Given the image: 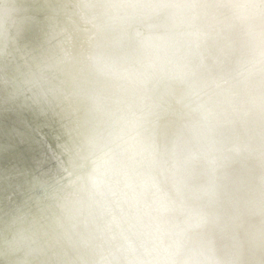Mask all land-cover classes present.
Instances as JSON below:
<instances>
[{"label":"clouds","instance_id":"clouds-1","mask_svg":"<svg viewBox=\"0 0 264 264\" xmlns=\"http://www.w3.org/2000/svg\"><path fill=\"white\" fill-rule=\"evenodd\" d=\"M0 264H264V0H0Z\"/></svg>","mask_w":264,"mask_h":264}]
</instances>
